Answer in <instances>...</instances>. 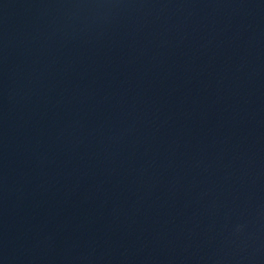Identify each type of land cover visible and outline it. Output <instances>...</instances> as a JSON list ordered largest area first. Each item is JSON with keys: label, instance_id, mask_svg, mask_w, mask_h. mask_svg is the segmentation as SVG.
<instances>
[{"label": "water", "instance_id": "obj_1", "mask_svg": "<svg viewBox=\"0 0 264 264\" xmlns=\"http://www.w3.org/2000/svg\"><path fill=\"white\" fill-rule=\"evenodd\" d=\"M0 264H264V0H0Z\"/></svg>", "mask_w": 264, "mask_h": 264}]
</instances>
